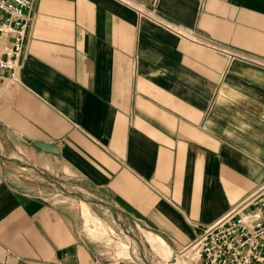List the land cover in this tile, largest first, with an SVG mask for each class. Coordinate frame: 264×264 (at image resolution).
Listing matches in <instances>:
<instances>
[{
  "label": "crops",
  "instance_id": "1",
  "mask_svg": "<svg viewBox=\"0 0 264 264\" xmlns=\"http://www.w3.org/2000/svg\"><path fill=\"white\" fill-rule=\"evenodd\" d=\"M22 64L0 264H194L264 181V0H34Z\"/></svg>",
  "mask_w": 264,
  "mask_h": 264
},
{
  "label": "built area",
  "instance_id": "2",
  "mask_svg": "<svg viewBox=\"0 0 264 264\" xmlns=\"http://www.w3.org/2000/svg\"><path fill=\"white\" fill-rule=\"evenodd\" d=\"M34 0H0V70L18 81ZM251 204V208H246ZM183 252L194 264H264V181L245 201L204 226Z\"/></svg>",
  "mask_w": 264,
  "mask_h": 264
},
{
  "label": "rangeland",
  "instance_id": "3",
  "mask_svg": "<svg viewBox=\"0 0 264 264\" xmlns=\"http://www.w3.org/2000/svg\"><path fill=\"white\" fill-rule=\"evenodd\" d=\"M179 264H182L181 262H179Z\"/></svg>",
  "mask_w": 264,
  "mask_h": 264
}]
</instances>
